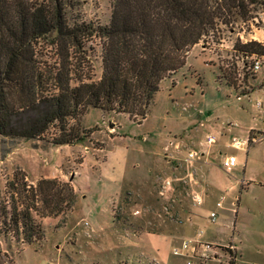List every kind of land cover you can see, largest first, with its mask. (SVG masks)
<instances>
[{
  "label": "rangeland",
  "instance_id": "obj_1",
  "mask_svg": "<svg viewBox=\"0 0 264 264\" xmlns=\"http://www.w3.org/2000/svg\"><path fill=\"white\" fill-rule=\"evenodd\" d=\"M64 1L71 25L86 23L97 29L111 20L113 0ZM251 14L247 21L218 22L212 35L190 50L186 63L162 80L150 113L140 123L127 113L90 107L78 121L96 132L73 145L52 142L57 123L41 137L0 135V195L17 169L24 170L30 182L58 178L82 191L72 211L37 217L45 235L32 245L45 250L27 248L18 255L25 242L0 235V264H57L55 253L68 264H149L152 253L171 250V244L193 234L217 207L222 191L210 179L227 188L231 181L244 179L245 170L248 177L264 182L263 135L250 132V144L255 145L249 154L227 145L233 136L245 137L251 124L264 130V99L259 98L258 107L255 95L251 100L242 96L264 85L263 78L255 79L264 72V63L254 69L256 59L264 55L235 46L251 40L264 44V4ZM82 41L81 50H71L70 61L79 74L87 75L86 81H97L103 73L104 39L94 34ZM36 49L38 60L58 65L61 55L49 40L39 39ZM30 115L21 113L15 123L25 124ZM209 130L220 136L215 144L202 146ZM168 141L180 144L164 150ZM191 148L209 151L190 163L185 155ZM230 153L239 162L228 172L221 164ZM197 193L203 198L200 204L194 202ZM243 201L250 208L242 211L247 230L239 233L241 253L264 264V186H253ZM228 217L232 219L229 211ZM225 224L212 229L227 238L233 225Z\"/></svg>",
  "mask_w": 264,
  "mask_h": 264
},
{
  "label": "trees",
  "instance_id": "obj_2",
  "mask_svg": "<svg viewBox=\"0 0 264 264\" xmlns=\"http://www.w3.org/2000/svg\"><path fill=\"white\" fill-rule=\"evenodd\" d=\"M261 4L264 0H113L109 24L95 29L71 25L64 0H0V135L41 137L57 123L52 142L73 145L94 131L78 121L90 107L127 113L140 123L162 80L186 63L218 22L247 21ZM94 34L104 39L103 73L86 81L70 61L71 50H81L83 36ZM39 39L56 46L58 65L38 60ZM235 46L264 55L257 40ZM75 78L79 83L73 86ZM23 112L31 115L16 124ZM77 200L71 181L44 177L33 183L17 169L0 195V235L32 244L45 235L37 217L68 213Z\"/></svg>",
  "mask_w": 264,
  "mask_h": 264
},
{
  "label": "crops",
  "instance_id": "obj_3",
  "mask_svg": "<svg viewBox=\"0 0 264 264\" xmlns=\"http://www.w3.org/2000/svg\"><path fill=\"white\" fill-rule=\"evenodd\" d=\"M262 78L264 79V72H262L255 79L259 80V79H262ZM254 95L257 98L258 107H260L262 105V101H260L259 98L260 99L261 98L264 99V85L263 86H259L255 90H253L251 92H248L246 94H243L242 96L243 97H247L249 100H251ZM238 97H241V96L239 95ZM248 109H251V107L248 106ZM211 128L212 127H210V129ZM231 128L233 129V127H231ZM252 130H258V133L263 135V137L261 138L260 141H262L264 139V130L258 128V126H255V125L251 124L248 127V132L246 133L245 137L239 138L237 136H233L232 140L230 142H228L227 145L231 146V147H234V148H237V149H240V150H247V153L249 154L251 149H252V147L255 145V144H250V142H251L250 132ZM95 132L96 131H94L93 133L95 134ZM110 132L112 133L113 131H110ZM209 135L215 136V140H214L213 143H208V136ZM113 136H115V135H113ZM219 136L220 135H219L218 132H211V130H209L206 133L205 138L201 141V145L202 146H211V145H213V144H215L217 142ZM235 140L238 141L239 143L238 142L236 143ZM174 142L175 141H172V143H171V141H168V143L165 145V148H163V149L164 150H169L171 147L179 146L180 143L174 144ZM259 142H257V143H259ZM235 143H236L237 146L234 145ZM207 150L209 151V149H207ZM190 151H196L198 153V156L196 158H194L193 160L187 159ZM206 151L201 150V149L198 150V149H195V148H191L186 153L185 160L187 162H190V163L192 162L193 163L199 157L205 156L204 152H206ZM248 154H247V156H248ZM230 156H235L236 159H237V162L235 163V165L231 169H226V167L223 165V163H224L225 159L230 157ZM238 160H239L238 157L234 153L226 154L224 156V159H223L221 165L228 172H231V171H233L234 167L238 164V162H239ZM84 162H82V164ZM211 172H213V168L212 167H211ZM245 172L246 171L244 170V179H240V180H237V181H231L229 183V185L227 186V188H225V187L221 188L220 185L217 182H214V180L210 179V183L217 190L222 191V193L220 194V197L215 202L216 205H217V203L219 201H222V205L221 206L217 205V207H215L214 209L212 208L213 210H209L208 215L206 217V220H203L202 224L199 227H197V229L195 230V232L193 234L187 235V236L183 237V239L187 238V237H200V238H203V239H205L207 241H211V242H215V243L234 244L236 246V251H237V255H238L239 264H259V263L253 262V260H247V259L243 258V255L241 253L242 249H244V248L241 245L242 242H241V239H240V237H241L240 235L242 233H244V231L247 230V226L244 225V223H243L241 218L243 217L242 211L245 212L243 208H245V207L250 208L249 206H243V204H244L243 203L244 202L243 201L244 194L245 193L246 194L249 193L251 191V189L253 188V186H264V182H261L260 180H257L255 178L248 177V175L245 174ZM213 175L217 176L218 174L217 173H213ZM74 185H75L76 191L78 193V200H77V203H78L79 198L82 195V193H81L82 191L76 184H74ZM196 195H199L202 198V196L199 193H197ZM222 196H223V199H221ZM112 200H111V202H112ZM202 200H203V198H202ZM236 200H238V201H236ZM227 201H230V204H228ZM235 205H236L235 208L232 207V206H235ZM111 211H112V215H113V209L112 208H111ZM213 211H216V213H217V218H216V220L214 222H212L211 219H210V214ZM228 211L232 214V219H230V220H228V218H229L228 217ZM239 213L241 214V216H239ZM257 218H259V216H257ZM255 219H256V215L255 216L253 215L252 221L255 220ZM113 221H114V219H113ZM225 222L227 224L229 223L230 225L232 223V225H233V231H231V233L229 235H227L228 239L226 237H222L219 234V232H215L214 229H212V226H214V225H218L221 228L222 227H227ZM238 223H239V227H238L236 235H234V232L236 230V226L238 225ZM88 224L91 225L90 221H88ZM206 225L207 226L211 225V226L207 227ZM200 232H202V233L199 234ZM239 233H241V234H239ZM234 237H236L237 241L234 239ZM181 241L178 244H171V246H170L171 250H169V247H167V250L158 249L156 251L157 253H152L151 258H150L151 260H150L149 264H182V262H183V264H185V261H184V259L182 257H179V256H177V255H175L173 253L174 246L179 245L181 243ZM27 248H33L36 252L45 250V247L42 248V249H37L32 244L24 243V245L21 248V251L19 252L18 255H20L23 251L27 250ZM54 261L57 264H68V263H65L63 261V259L61 258V256H59L57 253H55ZM15 264H16V262H15Z\"/></svg>",
  "mask_w": 264,
  "mask_h": 264
},
{
  "label": "built area",
  "instance_id": "obj_4",
  "mask_svg": "<svg viewBox=\"0 0 264 264\" xmlns=\"http://www.w3.org/2000/svg\"><path fill=\"white\" fill-rule=\"evenodd\" d=\"M263 63L264 57L257 58L254 63V69H259ZM214 140L215 136H208V143H213ZM235 142L237 143L238 141L235 140ZM197 156L198 153L196 151H190L187 159L193 160ZM236 162V157L230 156L225 159L223 165L226 169H231ZM221 199H223V196ZM194 200L199 204L202 202V198L199 195H195ZM217 205L221 206L222 201H219ZM216 218V211L211 212V221L214 222ZM173 253L182 257L185 264H239L236 246L234 244L215 243L200 237L184 238L179 245L174 246Z\"/></svg>",
  "mask_w": 264,
  "mask_h": 264
}]
</instances>
